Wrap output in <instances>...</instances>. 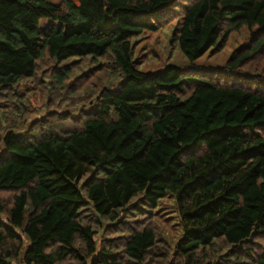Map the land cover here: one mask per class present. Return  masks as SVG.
<instances>
[{
  "label": "trees",
  "instance_id": "trees-1",
  "mask_svg": "<svg viewBox=\"0 0 264 264\" xmlns=\"http://www.w3.org/2000/svg\"><path fill=\"white\" fill-rule=\"evenodd\" d=\"M174 19L190 63L141 70L132 38ZM90 78L76 115L20 126L23 80ZM0 142V264H264V0H0Z\"/></svg>",
  "mask_w": 264,
  "mask_h": 264
},
{
  "label": "rangeland",
  "instance_id": "rangeland-1",
  "mask_svg": "<svg viewBox=\"0 0 264 264\" xmlns=\"http://www.w3.org/2000/svg\"><path fill=\"white\" fill-rule=\"evenodd\" d=\"M58 1V0H54ZM176 19L171 20L170 22L162 25L158 30L148 31L145 30L132 38L133 43V53L135 58L138 60V67L144 71H152L156 69H163L167 63L175 64H186L190 63V60L182 52L178 45L173 46L171 44V34L175 27ZM251 34V30L247 27H242L237 31H231L229 33L228 39L224 46L218 50L208 49L200 57L194 60V64L197 66H202L206 69L217 70L222 63L226 61L232 51L246 43ZM254 62H249L246 65V68L253 66ZM218 71V70H217ZM93 78L84 79L78 81V85L74 87L70 95L63 96L57 91H51L50 88L40 82L35 83L31 79L23 80L19 87V91L24 95V103L20 104L21 107H26L29 109V113L21 120L20 126L27 127V123L35 118L36 110L39 109L38 115H43L47 112L43 105H46V102L49 103L48 106H55L56 104H61L60 111L62 113H72L76 115L78 113L77 109L79 107H84L88 104L86 92L88 90L93 91L99 88L92 82ZM94 85V88L91 87ZM59 94V95H58ZM60 96V97H59ZM64 98V99H62ZM67 98V99H66ZM3 101L8 102L6 97L2 98ZM42 103V105H40ZM58 110V107L55 106ZM46 110V111H45ZM54 110L52 107L50 111ZM45 111V112H44ZM11 114V113H9ZM0 142V148L3 151L4 147ZM0 195L3 196V200L8 201V191L7 189L0 190ZM177 203L172 198H164L156 210L155 223L159 226L163 225V229L171 236L176 237L179 232L177 224V216L174 213ZM166 217H170L169 220H166ZM0 218L4 219L5 214L0 212ZM101 232L98 235H100ZM264 240V239H263ZM26 242V239H25Z\"/></svg>",
  "mask_w": 264,
  "mask_h": 264
}]
</instances>
